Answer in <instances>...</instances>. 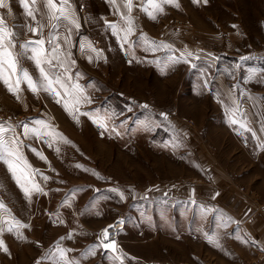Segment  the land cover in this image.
<instances>
[{"label": "rangeland", "instance_id": "374dc122", "mask_svg": "<svg viewBox=\"0 0 264 264\" xmlns=\"http://www.w3.org/2000/svg\"><path fill=\"white\" fill-rule=\"evenodd\" d=\"M84 2L76 0L73 6L79 15L75 52L81 72L75 84L91 102L81 103L70 115L51 94H33L23 82L19 99L9 91L8 97H0V123L15 129L25 160L36 170L35 183L46 193L26 197L0 163L3 227L14 222L28 226L13 229L14 251L40 252L49 264H119L111 250L96 247L94 255L87 253L99 245L104 227L120 220L123 229L115 241L125 252L123 264H230L241 242L222 225L231 213L218 210V204L229 203L234 193L228 186L234 183V192L255 206L264 230V147L248 143L250 125L240 112L234 135L209 134L213 147H203L195 127L213 123L219 100L211 79L217 73L236 97L261 91L257 112L264 120V0H221L202 10L190 2H174L173 9L167 8L175 16L160 22L164 29L156 36L161 49L148 51V60L135 64L132 51L118 45L117 35L95 25L88 28ZM233 26L238 39L227 35ZM104 36L107 48L100 42ZM217 38L220 43H213ZM191 40L221 44L220 49L232 42L235 49L224 51L231 57L221 55L219 64L198 73L190 69L198 64L188 47ZM250 54L251 59H243ZM218 115L216 122L221 121ZM93 119L102 120L107 130ZM37 121L69 143L51 135L25 136L23 125L43 131ZM26 242H33L28 249L21 245ZM58 248L65 250L63 258ZM240 250L249 251L245 246ZM260 262L264 258L253 252L243 264Z\"/></svg>", "mask_w": 264, "mask_h": 264}, {"label": "crops", "instance_id": "0c3cea01", "mask_svg": "<svg viewBox=\"0 0 264 264\" xmlns=\"http://www.w3.org/2000/svg\"><path fill=\"white\" fill-rule=\"evenodd\" d=\"M75 1L76 0H68V8L70 12L69 17L66 19L58 20H50L47 15L43 14L40 11L41 4L37 3L36 5V18L40 24L44 25L43 35L46 38L53 39V43H58L61 46V51L63 53V55L61 56V60L64 61L68 69V75L71 76L72 83H76L81 78L79 63L77 61L75 52L78 47V27L76 26V19L79 16L73 8ZM110 1L112 2V6H109ZM220 1L221 0H174L175 3L190 2L192 4H195L196 8H194L197 10H202L211 2L215 3ZM4 3L6 4V7H3L0 13V19L3 20L9 31L14 33L12 39L13 43L16 45L14 51L18 54L19 68L23 71H26L30 76L33 77L34 80H39L40 72L35 62L30 58V51L21 47L29 40L38 39V37L33 36L31 32L28 31L29 26H36V22L26 15L25 9L20 0H4ZM84 3V8L87 12L88 18V28H90L91 25H95V27H99L102 32L103 30H106L104 28H107V33H113L111 25H115L117 29H124L126 27V23L125 19H122V16L127 17L128 15H131L134 22L133 32L128 37V43L123 45H125L127 51H132L129 57L132 59L134 64L138 59L143 61L148 60V51H159V48L162 47V44L159 43L161 41L156 42L158 41L156 36L157 34H161L160 31L164 29V26L161 27L160 22L165 23L164 19L175 16L174 14H172V12H170L169 8H167L170 7L173 9L172 3L161 4L163 11L157 12L155 19L149 18V15L145 14V11L143 10L144 8L149 7L146 3V0H132L133 9L130 14L128 13L127 8H125L124 6L125 0H88L87 3L85 0ZM94 11H96L97 13H94ZM44 12H46L45 9ZM91 19H93L94 21ZM73 20L75 21V24L72 23ZM8 22L11 24V26L7 24ZM232 28L235 29L228 32L227 35L238 39L237 37L239 35V32L237 30V27L233 26ZM171 30L173 31V29ZM94 32L96 33V31ZM123 35V31H120L119 36L122 37ZM145 38H147V42L145 41ZM217 39L218 40H215L213 43H220V38ZM191 41L192 42L188 47L190 48V50H193L194 55L192 56V58L196 60L198 64L196 68L190 67V69H194L195 72L198 73L202 72L201 70L207 65H213L214 67L215 64H219V61L223 60L221 55H227V57H231V54H228L224 51H227L228 49H235V46L232 42L225 43V45H223L224 48L220 49L219 45L221 44H218L217 47H215L212 42L208 41L209 44L207 43L203 46V44L194 43L193 40ZM100 42L103 45V48H107L110 44L108 38L105 36L101 38ZM121 42L122 41L117 36L118 45H121ZM105 51L108 52L109 50ZM89 56L93 60L92 55ZM252 57L253 56L250 54L248 56H245V58L243 59L247 60L251 59ZM239 59L241 60L242 58ZM85 60L88 61V59ZM53 64L56 66L49 67L48 65H44L46 71L52 74L53 77L64 72V68H61L58 62L53 61ZM211 82L214 86H212V88L214 89L213 92H215V94L217 95L216 100H219L214 106L216 107L217 112L215 113V116L211 118V120H213V123L209 124L210 122L204 121L203 124L197 123V126L195 127L203 147H213V143L207 142L208 140H210L209 134L212 132L221 131L222 133H225L227 137L230 135V133L234 135L237 131V127L236 123L234 124L232 123V121H237V115L239 112L241 115L240 118H245L244 120L247 121L250 125L251 138H249L250 142L248 143L263 146L264 120L262 121L263 117L259 112H257L258 107L261 105L258 93L262 92L253 91L251 93L249 91H246L236 97V94H234L230 90L231 88H229V86L226 84L224 75L220 73H217L216 76L211 79ZM0 84V97H8V89H1L3 87V83L0 82ZM204 85L205 82L203 81V79H201V87H203ZM207 89L208 91L212 90L210 89V87H208ZM40 92L43 93V91ZM203 94H205V91L203 92ZM206 111L207 110H205V114ZM217 113L219 114L218 117L221 119L220 122H216ZM216 144L217 146L225 145L224 142H216L215 145ZM226 177H228L227 173ZM228 179H230V177H228ZM230 185L231 186H228L229 192L231 194L234 193V196H231L229 198V203H227V205L226 203L218 204L219 208L217 209L221 210L222 212L229 211L231 213V215L229 214L231 216L230 221L226 222L225 224L222 223V225L231 228L234 236L238 239L239 242H241V248L245 246L249 249V251L246 253L245 251L240 250L241 248L236 247L235 255L233 257H230V264H243L244 261L250 260L252 258L253 252H255L257 256H259V258L261 257L262 259L264 258V230L259 223V213H256V208L253 203H247L243 200L241 194H239L238 191L234 192V183L232 184L230 182ZM218 193L222 194L220 191ZM4 207H6V204H4ZM0 228H5V226L3 227L1 218ZM30 230L34 232L33 229ZM11 235L12 232H8L6 230L0 232V240H2L7 247V252L0 250V264H49L48 262H46L48 256H44L45 254H40V252L35 253L32 251H27L26 253H24V250L14 251V245ZM31 243L33 242H26L21 245L28 249L29 244ZM129 256L130 258L136 260L139 259L137 256H134L133 253L131 255L129 254ZM53 258L55 257L53 256ZM260 264L264 263L260 262Z\"/></svg>", "mask_w": 264, "mask_h": 264}, {"label": "snow or ice", "instance_id": "6c2138e0", "mask_svg": "<svg viewBox=\"0 0 264 264\" xmlns=\"http://www.w3.org/2000/svg\"><path fill=\"white\" fill-rule=\"evenodd\" d=\"M23 5L26 15L30 17L33 21L36 22L35 27L29 26L28 31L31 32L33 36L38 37L35 40H29L21 47L28 49L31 53L30 58L35 62L37 68L40 72L39 80H34L26 71H23L19 68V59L18 54L14 51L16 45L13 43L14 33L9 31L7 26L4 24L3 20L0 19V82H2L8 89L10 93L15 95L19 99V91L21 83L27 85L28 90L33 94H37L40 91L51 94L58 104L62 103L65 111L69 112L70 115L73 112L79 111V105L83 102H91L88 97L83 95V90L80 88L79 84L72 83L71 76L68 75V69L61 56L63 55L61 51V46L58 43H53V39L46 38L43 35L44 25L40 24L36 18L37 3L41 4L40 11L47 15L50 20L66 19L69 17L70 12L68 8V0H20ZM148 8H144L145 14L149 15V18L155 19L157 12H162L163 9L161 4L164 3H174V0H146ZM125 8H127L128 13L130 14L133 9L132 0H125ZM178 6V5H174ZM0 7H6L4 0H0ZM46 9V12H44ZM151 9V10H150ZM125 19L126 27L124 29H117L115 25H111L113 29V34L117 35L118 38L122 41L123 44L128 43V37L132 34L134 28V22L131 15L123 17ZM72 23L75 24L73 20ZM77 27L79 25H76ZM120 31H123L124 35L119 36ZM147 42V38H145ZM50 46V50H49ZM167 47V45H165ZM95 51V49H91ZM191 55V53H188ZM53 61L59 63L61 68H64V72L52 76L49 72L46 71L44 65L49 67H55ZM177 61L173 60L172 63ZM22 73V76H21ZM145 107H147L145 105ZM71 109V110H70ZM82 115H88L92 119L91 114L81 113ZM163 115V114H161ZM75 118V117H74ZM167 117H165L166 119ZM79 121L77 120V123ZM36 123L41 124V129H32L28 125H23V134L25 136L31 134L41 137L43 135H51L56 139L61 140L64 143H69L61 134L56 133L50 128L49 125L45 124L42 121H37ZM93 123L97 124L98 127L104 128L107 130L106 124L100 119H93ZM232 123H237L236 120H233ZM246 127L245 125H241ZM11 133V135H7ZM20 140L19 137L15 135V129L11 126H5L4 123H0V163H3L12 178L15 180L16 184L21 188L26 197H31L35 193H42L43 189L35 183L36 170L31 168V165L25 160L21 150H20ZM51 146V145H49ZM264 147V146H262ZM58 152L59 149H56ZM40 155V154H38ZM41 159H46L40 155ZM77 167H80L77 165ZM45 180L47 177H43ZM30 185V187H29ZM123 194H121V199H123ZM4 209V205L0 203V210ZM63 223V221H60ZM18 227H28L27 225L19 224V222L11 223L6 229L0 228V232L8 231L12 232L14 228ZM113 225H109L107 228H104L100 233L99 245H93L89 249L87 255H94L96 247H102L105 251L111 250L114 254L113 259L118 261L119 264H123L124 254L118 253V245L115 240L110 239V232ZM20 238H23L22 234ZM62 237L61 239H64ZM67 238H71V233L68 234ZM210 242H213L215 246L219 247L218 241H214L209 237ZM108 241V242H106ZM0 250L7 252V247L4 242L0 240ZM57 251L61 258L65 255V250L58 248ZM70 251V250H69ZM64 264H76L75 261L65 260Z\"/></svg>", "mask_w": 264, "mask_h": 264}, {"label": "bare ground", "instance_id": "6f19581e", "mask_svg": "<svg viewBox=\"0 0 264 264\" xmlns=\"http://www.w3.org/2000/svg\"><path fill=\"white\" fill-rule=\"evenodd\" d=\"M121 223H123V222L119 220V221L112 222L111 224H109V225H113V227L111 229H109L110 239L114 240L116 238V235H117L118 230H120L121 228L123 229V225ZM109 225H107L104 228H107Z\"/></svg>", "mask_w": 264, "mask_h": 264}, {"label": "built area", "instance_id": "2783aa9c", "mask_svg": "<svg viewBox=\"0 0 264 264\" xmlns=\"http://www.w3.org/2000/svg\"><path fill=\"white\" fill-rule=\"evenodd\" d=\"M7 24H8L9 26H11V24H10L9 22H8ZM122 225H123V223H122ZM121 230H122V228H121L120 230H118V232L121 231ZM118 232H117V233H118ZM13 237L16 238L17 236L14 235ZM114 240H115V239H114ZM119 253H123V254H125L124 250L121 248L120 245H118V254H119ZM126 255H127V254H126Z\"/></svg>", "mask_w": 264, "mask_h": 264}]
</instances>
